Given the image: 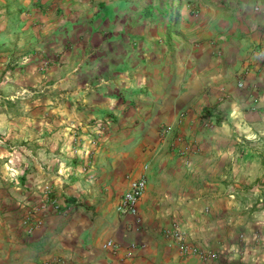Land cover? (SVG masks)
Wrapping results in <instances>:
<instances>
[{
    "label": "crops",
    "instance_id": "obj_1",
    "mask_svg": "<svg viewBox=\"0 0 264 264\" xmlns=\"http://www.w3.org/2000/svg\"><path fill=\"white\" fill-rule=\"evenodd\" d=\"M1 48L0 264H264V0H0Z\"/></svg>",
    "mask_w": 264,
    "mask_h": 264
},
{
    "label": "built area",
    "instance_id": "obj_2",
    "mask_svg": "<svg viewBox=\"0 0 264 264\" xmlns=\"http://www.w3.org/2000/svg\"><path fill=\"white\" fill-rule=\"evenodd\" d=\"M242 83L239 82V85ZM170 131L169 127H164L162 133H168ZM146 176L139 175L136 177H130L128 181V187L121 195L119 202L117 204L118 212L122 214H137V205L138 201L143 194L146 187ZM165 235L168 238H171L173 242L176 243V246L181 254L184 255H195L201 260H212L217 258L218 254L215 251L207 250L201 246L195 244H186L183 241V233L181 232L179 225L173 223L171 228L165 231ZM106 247H110L113 250L118 249L117 245L112 240H107L105 242Z\"/></svg>",
    "mask_w": 264,
    "mask_h": 264
},
{
    "label": "rangeland",
    "instance_id": "obj_3",
    "mask_svg": "<svg viewBox=\"0 0 264 264\" xmlns=\"http://www.w3.org/2000/svg\"><path fill=\"white\" fill-rule=\"evenodd\" d=\"M10 69V61L6 59V53H3V49H0V135L3 132V122L5 117H15L18 119L19 117L25 114V110L20 106V100L22 99L23 93H13L11 94L9 90V72ZM44 96H49L50 93L41 92ZM34 95V94H33ZM49 99V98H48ZM9 100H14L16 104L13 106L7 105ZM48 101V100H47ZM51 104V103H48ZM45 118L49 115L45 112ZM17 146L20 147L22 142H16ZM261 149L264 153V145H262ZM264 155V154H263ZM260 184H264V173L261 175L259 179Z\"/></svg>",
    "mask_w": 264,
    "mask_h": 264
},
{
    "label": "trees",
    "instance_id": "obj_4",
    "mask_svg": "<svg viewBox=\"0 0 264 264\" xmlns=\"http://www.w3.org/2000/svg\"><path fill=\"white\" fill-rule=\"evenodd\" d=\"M208 111H210V110H208ZM261 161H262V163H263V165H264V156L261 158ZM71 198H69V197H67V200H70Z\"/></svg>",
    "mask_w": 264,
    "mask_h": 264
}]
</instances>
